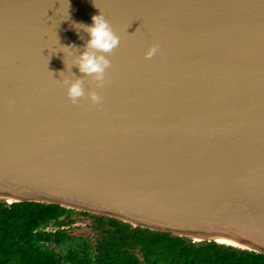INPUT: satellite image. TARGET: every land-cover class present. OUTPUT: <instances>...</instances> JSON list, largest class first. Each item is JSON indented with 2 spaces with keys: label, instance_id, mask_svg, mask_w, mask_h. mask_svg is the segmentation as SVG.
<instances>
[{
  "label": "water",
  "instance_id": "95a60500",
  "mask_svg": "<svg viewBox=\"0 0 264 264\" xmlns=\"http://www.w3.org/2000/svg\"><path fill=\"white\" fill-rule=\"evenodd\" d=\"M100 12L120 45L74 105L62 47ZM25 201L264 254V0H0V202Z\"/></svg>",
  "mask_w": 264,
  "mask_h": 264
},
{
  "label": "trees",
  "instance_id": "16d2710c",
  "mask_svg": "<svg viewBox=\"0 0 264 264\" xmlns=\"http://www.w3.org/2000/svg\"><path fill=\"white\" fill-rule=\"evenodd\" d=\"M0 264H264V254L25 201L0 202Z\"/></svg>",
  "mask_w": 264,
  "mask_h": 264
},
{
  "label": "clouds",
  "instance_id": "9594fccd",
  "mask_svg": "<svg viewBox=\"0 0 264 264\" xmlns=\"http://www.w3.org/2000/svg\"><path fill=\"white\" fill-rule=\"evenodd\" d=\"M93 24L85 26L82 24L75 25L77 29L83 30L90 36L86 43L82 54H77L80 49L75 45L64 46L63 49L73 51L76 53L74 66L78 67L82 77H76L74 80L64 79L63 84L68 89V97L74 105L87 97L93 105L102 103L100 94L93 90L86 93L85 79L90 78L98 88L104 86L107 71L111 68V61L108 59L120 45V37L107 18L100 12L99 15L92 17ZM83 39V37H81ZM159 52V45H154L146 53L145 59H152ZM63 72L60 73L62 75Z\"/></svg>",
  "mask_w": 264,
  "mask_h": 264
},
{
  "label": "rangeland",
  "instance_id": "374dc122",
  "mask_svg": "<svg viewBox=\"0 0 264 264\" xmlns=\"http://www.w3.org/2000/svg\"><path fill=\"white\" fill-rule=\"evenodd\" d=\"M76 226L85 227V223H79V224H76Z\"/></svg>",
  "mask_w": 264,
  "mask_h": 264
},
{
  "label": "bare ground",
  "instance_id": "6f19581e",
  "mask_svg": "<svg viewBox=\"0 0 264 264\" xmlns=\"http://www.w3.org/2000/svg\"><path fill=\"white\" fill-rule=\"evenodd\" d=\"M236 246H239V247H244V246H240L239 244H237Z\"/></svg>",
  "mask_w": 264,
  "mask_h": 264
}]
</instances>
